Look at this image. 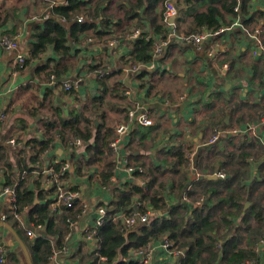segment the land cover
Segmentation results:
<instances>
[{"label":"crops","instance_id":"0c3cea01","mask_svg":"<svg viewBox=\"0 0 264 264\" xmlns=\"http://www.w3.org/2000/svg\"><path fill=\"white\" fill-rule=\"evenodd\" d=\"M85 1L87 4L82 8H85V11L76 15V17L79 15L76 21H85L87 16L91 21L101 19L102 16L94 17L93 14L98 6L97 2H103L101 4L103 9H108L106 12L111 15V21L117 25L116 30H113L114 35L99 37L91 31L87 37L80 35L79 39L68 40L67 45L70 50L68 57L62 59L59 53L49 47L45 53L36 58L30 56L25 68L20 69L16 64L17 53L33 54L36 31L34 25L42 27L43 24L38 22L47 20L56 7L67 5L68 0H0V7L16 10L17 14L13 24L0 27V38L3 35L19 38L18 49L10 51L0 42V108L7 114L5 122L0 123V188L6 184L15 185L17 188V184L25 179V184L32 191H38V188L44 190L42 183L49 175L42 173L39 177H35L33 171L43 172L50 167L49 163L59 159L69 165L64 177L76 191H80L91 209L95 210L97 206H103L110 213L113 201L124 185L136 183L146 191L150 181L146 174L144 177H136L135 171L132 172L129 166L124 164L123 159H128L130 152L141 155L144 166L140 164L136 167L142 168L140 172L148 173L150 170L156 171V167L162 168L159 181L164 183L162 197L169 208L183 202H195L194 207L209 203V198L206 197L209 193L197 194L193 199L184 192L185 189L189 190L192 181L204 176L203 171L208 168V163L203 164V171L198 163L201 154L205 155L209 151H216V160L213 162L214 173L208 174L207 177L215 174L216 178H224L232 154H239L244 150L251 153L252 150L257 155L248 156L251 162V183L260 181V167L264 162V153L259 156L260 147L264 149V32L259 34L256 32L260 27H264V15L261 14L264 12V0H252L247 7V13L236 8L238 13H234L224 8L222 3H216L215 6L219 8L220 14L215 18L220 22L221 27L218 29L207 25L199 27L195 33H211L203 38L199 46L185 40L184 37L190 35L186 29L193 26L195 22L193 15L197 11H205L210 5L208 0H199L200 2L191 5L185 0H174L178 15L173 26L164 19L166 0H157L155 11L159 15L162 13L160 23L165 28L163 33L155 32L150 19L145 15L151 0ZM136 2H140L141 5L137 10L140 16L130 18L128 12ZM253 14L256 15L257 20L246 23L247 17H252ZM80 17L82 20L79 19ZM57 21L65 23L61 17L57 18ZM137 30L147 33L152 39L166 38L169 41L161 54L155 53L153 46V60L143 64L139 70H132L127 59L136 40L131 36ZM214 31L220 32L214 34ZM171 32L173 35L170 36ZM113 38L117 43L111 44ZM211 51H214V54L211 55ZM49 58L52 59L49 70L51 66H57L64 70L63 78L82 79L74 93H68L64 88V81L60 79L52 83L53 72L46 75L45 72L39 71L40 67L47 64ZM98 70H105L108 73L100 77L96 74ZM111 79L114 80L113 85ZM173 87L187 92L176 98L178 92ZM95 97H100L96 125L102 122L104 128L113 127L116 131L122 125L126 127L119 152L114 154L116 160L112 172L105 181L102 174L105 161L86 166L88 151L86 147L84 148L82 138L83 145L77 147L74 140L78 136L72 137L73 139L62 136L57 131L59 123L53 127V132L50 134L45 132L47 122L45 118L53 115L54 109L57 108L59 113L64 111L67 115L69 110H73L80 103L88 101L89 106L95 104ZM172 97L176 98L172 105H165ZM33 108L37 111L36 114L28 112ZM131 110L135 111L134 119L130 118ZM146 111L153 119V123L147 126L141 124L140 127L137 117ZM109 116L114 122L109 120ZM252 124L255 125V130L247 131L246 128ZM136 128H141L137 131L143 138L134 133ZM233 129L239 132H231L230 130ZM219 130H226L229 133H222L211 143L210 139L215 131ZM51 135L53 137L34 166L31 161L37 149L34 138L44 139ZM115 137L116 134L114 139ZM12 139H16L17 142L12 144L10 142ZM181 150L187 153L190 164H180L177 152ZM29 164L33 167L32 171L27 167ZM13 167L15 169H12ZM219 173L225 176H218ZM182 176L187 177L189 182L181 179ZM262 191L264 185L249 194L243 211L253 205L255 211L262 210L260 206L264 207V196L259 203V195ZM48 201L47 198L36 197V203L44 204ZM141 206L139 198L134 197L133 209L129 212L115 213L114 221L123 224L120 226L121 229L124 226L125 230H136L142 225L149 224L152 216L169 215L168 209L157 210L148 204L146 210L150 215L148 220L139 221L130 229L125 219L137 211L144 212ZM67 209L71 208H62L58 215ZM72 209L76 212V218L78 213H81L82 198L76 201ZM26 211L27 209L19 212H22L23 219L28 223L31 218ZM3 212L8 214L9 219L6 222L8 225H0V242L6 245L8 253L13 251L20 256L18 264H29L13 232L23 240L27 249L24 237L29 241L33 239L28 236L26 226L15 219L8 200L0 203V213ZM87 215L84 214L81 220L93 223L94 217L89 218ZM262 216L264 212L259 217L263 222ZM32 218L36 219V216ZM253 221L257 220L253 218ZM66 234L63 244L70 243L71 253H58L53 260L49 257V262L46 264H89L91 255L98 252V237L96 240L87 239L79 225L74 227L71 240L66 241ZM42 235L50 239L52 251L56 244L63 245L58 244V237L48 234L46 229L42 231ZM166 239L172 242V248L180 251L179 255L164 247ZM149 244L152 248L147 256L138 252L146 245L130 249L125 261L129 263L135 261L139 264H179L184 257L185 251L178 248L170 237L154 240ZM255 249L258 261L253 264H264V230L259 235ZM100 260L102 264H116L119 259L113 262H108L107 258Z\"/></svg>","mask_w":264,"mask_h":264},{"label":"trees","instance_id":"16d2710c","mask_svg":"<svg viewBox=\"0 0 264 264\" xmlns=\"http://www.w3.org/2000/svg\"><path fill=\"white\" fill-rule=\"evenodd\" d=\"M174 1V0H171ZM252 0H208L210 5L205 11H197L194 17L193 26L186 29L189 34L195 33L199 27L207 25L210 28L218 29L221 27L220 22L215 16L220 14L219 8L215 6L216 3H222L227 10L238 13L235 9L243 10L247 13V7ZM105 2V1H104ZM188 5L200 2L199 0H185ZM103 3V2H102ZM102 3H98L95 8L94 17L102 16L97 21H91L88 16L85 21H76L77 14L85 11L82 9L87 3L85 0H68L67 5H61L54 9V13L47 20L38 22L40 25H34L35 28V43L33 44L31 58H36L52 47L56 53H59L61 58L69 56V47L67 45L70 39H79L82 35L87 37L91 31L99 37H111L114 35L113 30L117 26L111 21V15L106 12L108 9H103ZM157 0H151L149 9L146 10L145 15L150 19L154 26V31L163 33L165 30L162 20V13L160 15L155 11ZM142 4V3H141ZM138 8H141L140 2L134 3L128 15L130 18H135L139 15ZM264 15V12H261ZM17 16L16 10H9L3 6L0 7V27L13 24ZM65 18V23L57 21V18ZM246 23L255 22L256 15L247 17ZM67 21V22H66ZM164 30V31H163ZM127 32L123 34L125 38ZM264 41V38H263ZM134 46L128 56V62L132 67L133 63L147 64L153 60V46L154 40L147 38V33H141L133 42ZM29 56V57H30ZM26 60V63L29 60ZM52 59L45 66L40 67L41 72L55 75L56 80L63 79L62 72L64 70L51 66ZM61 63V62H59ZM140 66V67H141ZM140 69V68H139ZM137 69V70H139ZM62 77V78H61ZM103 83V81H102ZM104 86V83H103ZM107 89V87H106ZM76 90H70L68 93L72 94ZM98 98H94L95 104L89 106L88 101L80 103L79 106L69 110L66 115L64 111L59 113L58 109H54L55 113L50 117H46L45 132L50 134L55 125L60 124L57 128L58 133L62 136L80 137L83 139L84 148L88 151V159H86V166L99 161H105L103 169L104 181L108 180L113 164L116 160L114 150L111 142L114 139L116 130L114 128H104V123L96 125V113L99 112ZM30 114H36L37 111L33 108L28 111ZM99 119V118H98ZM140 127L141 123L139 124ZM151 128V127H149ZM136 128L134 133H137L141 138L143 136L138 133ZM51 137L46 136L44 139L35 137V145L37 149L31 157V161L36 166L35 162L40 157L41 153L49 144ZM242 151L239 154H232L230 165L226 167V175L224 178H209L208 174L214 173L216 151H209L206 154H201L199 159V166L202 170L204 163H208V168L203 171L204 176L192 181L189 190L185 189L188 197L193 198L197 194H208L209 203L196 205L192 203H179L172 207H168V203L162 197L164 183L159 181V174L163 172L161 167H156V171H149L148 173L140 172L142 168H136L137 165L143 164L141 155L129 153V164L135 167L134 175L136 177H144L146 174L150 181L147 189L136 183H127L119 190L113 205L110 208V213L104 218L103 224L98 228V252L91 255L89 264H102L100 256L107 258L108 262H113L119 259L116 264H139L135 261L127 262L125 258L128 256L130 249L144 247L154 240L170 237L174 244L184 250V257L179 264H253L258 261L255 246L258 243L259 235L264 230V221L259 217L264 212V207L260 206L262 210L255 211V205L243 211L245 201L250 193L254 192L259 186L264 185V162L260 167L261 180L251 183L250 167L251 162L248 156L257 155L254 151L251 153ZM134 152V151H133ZM264 153V149L260 147L259 156ZM203 155V157H202ZM249 156V157H250ZM177 157L180 164H190L187 153L184 151L177 152ZM83 160V159H82ZM82 160L79 164L82 167ZM32 171L31 164L27 165ZM12 169H15L14 167ZM221 172V171H219ZM181 179L189 182L187 177ZM17 200L15 207L19 211L27 209L28 217L36 216L39 222H43L46 227V232L50 235L58 237V244H63L64 235L67 233V218H75L76 212L74 209H67L61 214H55L50 209L47 203H36V197L47 198L52 194V191L42 190L32 191L28 185L25 184V179L17 184ZM183 186V185H182ZM264 196V191L259 195V203ZM134 197H138L141 202V210L146 212L147 205H152L157 210H169V215L152 216L151 221L147 225H142L136 230L121 229L120 221H114V214L120 211L129 212L133 209ZM195 199V198H193ZM65 208V207H63ZM237 209V210H236ZM240 210V212H239ZM255 218L257 221H253ZM33 219V218H32ZM264 219V216H262ZM247 238V241L245 239ZM28 246L34 264H46L49 262V257L52 253L50 239L45 236H39L32 241L24 237ZM20 256L16 252L10 251L0 264H18Z\"/></svg>","mask_w":264,"mask_h":264},{"label":"built area","instance_id":"2783aa9c","mask_svg":"<svg viewBox=\"0 0 264 264\" xmlns=\"http://www.w3.org/2000/svg\"><path fill=\"white\" fill-rule=\"evenodd\" d=\"M165 7L166 8H165L164 19L170 26H173L176 16L178 15L177 7L175 3L171 0H166ZM236 9H238V7H236ZM79 19L82 20V17H80ZM61 20L65 21V18H61ZM220 31H214V34H217ZM262 32H264V27H260L259 29H257L256 33L259 34ZM140 34H141V31L137 30L131 36V38L135 40ZM210 34L211 33L209 32H207L206 34L194 33V34L186 35L184 39L187 41H192L199 46L200 43H202L203 38ZM171 35H173V32L170 33V36ZM147 38L152 39V37L149 35H147ZM153 40H154L155 53L157 54L163 53L164 47L168 44L169 39L165 38V39H153ZM0 42H1V45L8 51L13 50V49H18L19 47L18 37L12 38V37H9V35H3L0 38ZM115 43H117V40L112 39L111 44H115ZM218 46L219 45H217V47ZM256 52L257 51H255V53ZM212 54H214V51H211V55ZM30 55L31 53L29 54V52H26V53L18 52L17 53L16 64L18 65V68L20 69L25 68L26 60ZM140 66L141 64L133 63L131 69L137 70L140 68ZM107 73L108 72L105 70H98L96 74L100 77H103L107 75ZM67 79L68 80L64 81V88L67 91H70L73 89L77 90L82 82V79L80 78H72V79L67 78ZM55 80H56L55 75H52L51 76L52 83H54ZM181 98L183 99L184 96ZM129 114H130L131 119H134L136 117L135 111L133 110H131ZM6 118H7L6 112L2 110V108H0V123L5 122ZM137 119L139 123L145 126L151 125L153 123V119L150 117L147 111L140 113ZM246 129L247 131L250 130L253 132L255 130V125L253 124L249 125ZM125 131H126V127L124 125L118 127L116 131V137L111 142V146L115 154L119 152L120 145H121V139L125 136L124 135ZM230 131L235 132V133L239 132L237 129H233ZM222 133H229V132H226V130H223V131L219 130L218 132L215 131V134L210 139V142L212 143L216 141ZM10 142L12 144H15L17 141L16 139H12ZM74 144L77 147H80L81 145H83V142L81 138L78 137L77 139L74 140ZM123 162L125 165L129 166V170H132V172L135 171V168L129 164V158L128 159L124 158ZM49 164H50V167L46 168L43 172L33 171V175L35 177H39L42 173L49 175L43 180L42 188L45 191L47 189L52 191V194L49 195L47 199L51 200L50 208H52V210L54 209L53 211H55V214L56 213L58 214V212H60L63 207L65 208L75 207L76 201L82 198L81 213H78L75 219H72V218L67 219V223H68L67 227L69 226L68 230L69 228L70 230L67 231V234L65 236L66 241H69L72 239L73 229L77 225H79L82 234L87 239L96 240L98 237V228L104 222V218L107 214V208L103 206H97L95 210L91 209V207L89 206V203L87 202L86 199L82 197V194L80 193V191H76L73 185H71L69 181L66 179V177H64L65 173L69 169V165L67 163L57 159ZM219 176L224 177L225 175L223 173H219ZM143 184H145V182ZM6 200H8L9 204L13 208L15 219H17L22 225L26 226V232L28 236L31 239H36L37 237L41 236L42 231L46 229L45 224L43 222H38L34 218L33 219L31 218V220H28V223H26L25 220L23 219L22 212H19L17 210V207H15V203L17 200V190H16L15 185L13 186V185L6 184L0 188V203ZM84 214H88L87 216L89 218L94 217L93 223L82 221L81 219H82V216H84ZM149 216H150L149 212L137 211L136 213L131 214L128 217H126L125 223L131 229L137 224V222L148 220ZM8 219H9V216L6 212L0 213V222L6 223ZM63 245L61 246H57V244L55 245V249L52 251L50 259L52 260L55 259L58 253H62V254L71 253L72 249H71L70 243L68 242L64 246ZM171 246H172V242L166 239L164 243V247L171 249V251H174L177 255H179L180 251L177 250L176 248H172ZM151 248H152V245L148 244L145 248L139 249L138 252L141 253L143 256H147L150 253ZM7 253L8 252H7L6 245L0 242V261L4 260ZM100 258L102 259L106 257L103 256ZM242 264H248V263H242Z\"/></svg>","mask_w":264,"mask_h":264},{"label":"water","instance_id":"95a60500","mask_svg":"<svg viewBox=\"0 0 264 264\" xmlns=\"http://www.w3.org/2000/svg\"><path fill=\"white\" fill-rule=\"evenodd\" d=\"M66 80H68L67 78H63V79H60V81H66ZM61 151V150H60ZM210 178H216L217 176L214 174V175H210L209 176ZM3 224H5V225H8L7 223H5V222H0V225H3ZM11 228V227H10ZM11 229H13V228H11ZM14 233V236L18 239V241L20 242V244H21V247H22V250L24 251V255L27 257V259H28V263L29 264H33V262H32V260H31V257H30V254H29V252H28V249H27V247H26V245H25V243L23 242V240L15 233V232H13Z\"/></svg>","mask_w":264,"mask_h":264},{"label":"rangeland","instance_id":"374dc122","mask_svg":"<svg viewBox=\"0 0 264 264\" xmlns=\"http://www.w3.org/2000/svg\"><path fill=\"white\" fill-rule=\"evenodd\" d=\"M113 39H115V38H113ZM111 83H112V85L114 84V80L113 79H111ZM173 89L174 90H177V92H178V94H177V97L176 98H180V96L181 95H183L184 93H186L187 91L186 90H183V91H181L180 89H176V87H173ZM176 98H174V97H172V98H169V101H168V103H166L165 105H172V103H173V101H174V99H176ZM167 101V100H166ZM109 120H111L112 122H114V120L112 119V118H110V116H109ZM108 123H109V121H108ZM71 136H69L68 138L69 139H73V138H70ZM32 184V186H33V182L31 183ZM88 252V249L86 250V253Z\"/></svg>","mask_w":264,"mask_h":264},{"label":"clouds","instance_id":"9594fccd","mask_svg":"<svg viewBox=\"0 0 264 264\" xmlns=\"http://www.w3.org/2000/svg\"><path fill=\"white\" fill-rule=\"evenodd\" d=\"M219 176V175H218Z\"/></svg>","mask_w":264,"mask_h":264}]
</instances>
